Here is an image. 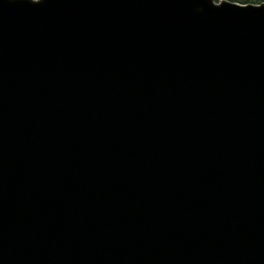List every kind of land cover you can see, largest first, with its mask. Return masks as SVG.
Listing matches in <instances>:
<instances>
[{
    "label": "water",
    "instance_id": "95a60500",
    "mask_svg": "<svg viewBox=\"0 0 264 264\" xmlns=\"http://www.w3.org/2000/svg\"><path fill=\"white\" fill-rule=\"evenodd\" d=\"M0 0V264H264V6Z\"/></svg>",
    "mask_w": 264,
    "mask_h": 264
},
{
    "label": "trees",
    "instance_id": "16d2710c",
    "mask_svg": "<svg viewBox=\"0 0 264 264\" xmlns=\"http://www.w3.org/2000/svg\"><path fill=\"white\" fill-rule=\"evenodd\" d=\"M232 1H235V2H242V3H247L248 0H232ZM259 2H264V0H257L256 2H252V3H259Z\"/></svg>",
    "mask_w": 264,
    "mask_h": 264
},
{
    "label": "rangeland",
    "instance_id": "374dc122",
    "mask_svg": "<svg viewBox=\"0 0 264 264\" xmlns=\"http://www.w3.org/2000/svg\"><path fill=\"white\" fill-rule=\"evenodd\" d=\"M257 0H248L247 3H252V2H256ZM242 3V2H241Z\"/></svg>",
    "mask_w": 264,
    "mask_h": 264
},
{
    "label": "snow or ice",
    "instance_id": "6c2138e0",
    "mask_svg": "<svg viewBox=\"0 0 264 264\" xmlns=\"http://www.w3.org/2000/svg\"><path fill=\"white\" fill-rule=\"evenodd\" d=\"M261 6H264V3H262V5Z\"/></svg>",
    "mask_w": 264,
    "mask_h": 264
}]
</instances>
